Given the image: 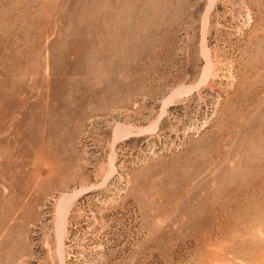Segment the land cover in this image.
Instances as JSON below:
<instances>
[{"label": "rangeland", "instance_id": "rangeland-1", "mask_svg": "<svg viewBox=\"0 0 264 264\" xmlns=\"http://www.w3.org/2000/svg\"><path fill=\"white\" fill-rule=\"evenodd\" d=\"M0 264H264V0H0Z\"/></svg>", "mask_w": 264, "mask_h": 264}]
</instances>
